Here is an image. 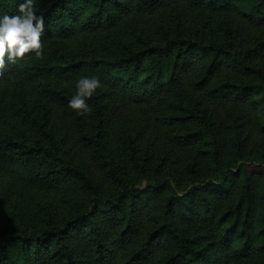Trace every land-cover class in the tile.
I'll use <instances>...</instances> for the list:
<instances>
[{"label":"trees","instance_id":"1","mask_svg":"<svg viewBox=\"0 0 264 264\" xmlns=\"http://www.w3.org/2000/svg\"><path fill=\"white\" fill-rule=\"evenodd\" d=\"M36 11L44 54L6 61L0 83L25 73L45 112L0 134V179L74 188L80 209L20 230L0 217V264H264V169L245 164L264 162V0H39ZM83 75L101 86L78 116L68 100ZM58 109L77 144L51 119Z\"/></svg>","mask_w":264,"mask_h":264},{"label":"rangeland","instance_id":"2","mask_svg":"<svg viewBox=\"0 0 264 264\" xmlns=\"http://www.w3.org/2000/svg\"><path fill=\"white\" fill-rule=\"evenodd\" d=\"M27 75L22 73L18 77H11L8 81L0 83V99L3 102L4 110L0 116V134L5 135L6 132L14 130V127L19 129L25 128L26 125L33 127L32 118L36 119L35 123L43 121V113L45 110L43 95L39 92L37 86L34 87L28 82ZM261 88L255 92L254 98L261 101ZM20 107H24L22 111ZM259 121L264 124V111L259 107ZM67 116L63 114L61 109H58L53 114L55 124L61 131L67 134L68 145L77 144L80 140L78 128L74 125H69ZM115 126V127H113ZM112 130H120L123 134L131 131L127 125L113 124ZM122 129V130H121ZM124 130V131H123ZM25 134L30 133V130L23 131ZM59 132V131H58ZM59 134H63L60 133ZM56 137L59 135L56 133ZM60 138V137H59ZM109 144L114 146L116 142L111 138ZM155 162H151L149 167L155 175L161 173L163 164L159 158H153ZM248 171L256 169H264V162H246ZM157 176V175H156ZM140 179V178H139ZM8 181L6 178L0 179V217L5 219L13 228L20 230L26 222H33L38 218L43 217L47 212L53 213L61 218L62 216H70L76 210L80 209L78 197L81 196L78 190L71 187L64 191L57 189H36L31 187H17L13 190L6 188ZM141 186L146 183L145 179L136 181ZM6 201L5 207H2V202Z\"/></svg>","mask_w":264,"mask_h":264},{"label":"clouds","instance_id":"3","mask_svg":"<svg viewBox=\"0 0 264 264\" xmlns=\"http://www.w3.org/2000/svg\"><path fill=\"white\" fill-rule=\"evenodd\" d=\"M39 0H20L15 14L0 11V68L5 62L16 63L26 53L41 57L44 52L41 35L44 32V18L37 14ZM101 86L95 75H83L75 81V92L68 100V107L76 115L86 116L91 112L87 102Z\"/></svg>","mask_w":264,"mask_h":264}]
</instances>
